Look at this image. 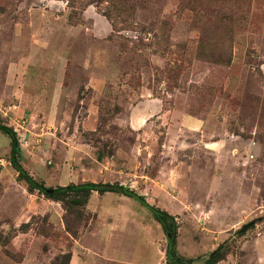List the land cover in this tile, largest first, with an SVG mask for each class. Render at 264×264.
<instances>
[{
  "label": "rangeland",
  "instance_id": "374dc122",
  "mask_svg": "<svg viewBox=\"0 0 264 264\" xmlns=\"http://www.w3.org/2000/svg\"><path fill=\"white\" fill-rule=\"evenodd\" d=\"M0 125L36 181L173 215L192 264H264V0H0ZM165 244L127 196L0 170V264H165Z\"/></svg>",
  "mask_w": 264,
  "mask_h": 264
},
{
  "label": "trees",
  "instance_id": "16d2710c",
  "mask_svg": "<svg viewBox=\"0 0 264 264\" xmlns=\"http://www.w3.org/2000/svg\"><path fill=\"white\" fill-rule=\"evenodd\" d=\"M0 131L9 137V162L12 168L17 171L18 175L31 188L36 189L39 193L43 194L47 198H58L60 196L66 195L83 197L92 191H97L99 193L112 192L127 196L146 208L152 217L160 224L166 238L165 264H192L190 258H183L177 252V227L174 221V216L168 213L166 210L160 209L159 207L150 204L142 195L117 183L85 181L63 186H46L44 183L38 182L32 176H30L18 162L19 141L15 132L5 125H0Z\"/></svg>",
  "mask_w": 264,
  "mask_h": 264
},
{
  "label": "crops",
  "instance_id": "0c3cea01",
  "mask_svg": "<svg viewBox=\"0 0 264 264\" xmlns=\"http://www.w3.org/2000/svg\"><path fill=\"white\" fill-rule=\"evenodd\" d=\"M126 258L127 259H130V258L134 259L136 261V264H156L155 256L153 254H150V253L148 254L147 252H145L143 250V248H139L138 250L131 253V255H127Z\"/></svg>",
  "mask_w": 264,
  "mask_h": 264
},
{
  "label": "built area",
  "instance_id": "2783aa9c",
  "mask_svg": "<svg viewBox=\"0 0 264 264\" xmlns=\"http://www.w3.org/2000/svg\"><path fill=\"white\" fill-rule=\"evenodd\" d=\"M9 165V159L0 154V170Z\"/></svg>",
  "mask_w": 264,
  "mask_h": 264
}]
</instances>
